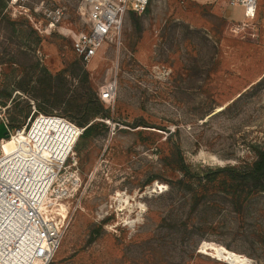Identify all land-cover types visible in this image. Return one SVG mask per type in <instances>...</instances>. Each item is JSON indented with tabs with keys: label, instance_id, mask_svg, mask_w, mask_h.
<instances>
[{
	"label": "rangeland",
	"instance_id": "374dc122",
	"mask_svg": "<svg viewBox=\"0 0 264 264\" xmlns=\"http://www.w3.org/2000/svg\"><path fill=\"white\" fill-rule=\"evenodd\" d=\"M5 1L17 23H0V79L12 91L0 122L15 132L43 113L80 126L87 107L99 119L96 97L114 119L81 146L79 179L66 177L63 196L49 199V184L38 181L45 201H55L62 240L51 260L36 264H264V191L231 198L225 189H200L208 192L186 231L173 222L191 200L176 195L179 172L166 159L170 133L195 165H243L264 150V0L240 30L234 24L251 13L229 0H152L147 12L126 16L120 42L87 63L72 49L88 31L82 0ZM45 120L1 140L0 154L19 137L48 163L46 143L74 129ZM136 120L151 126L134 128ZM169 214L174 221L163 223Z\"/></svg>",
	"mask_w": 264,
	"mask_h": 264
},
{
	"label": "built area",
	"instance_id": "2783aa9c",
	"mask_svg": "<svg viewBox=\"0 0 264 264\" xmlns=\"http://www.w3.org/2000/svg\"><path fill=\"white\" fill-rule=\"evenodd\" d=\"M152 0H82L86 8V22L88 31L80 34L72 41L74 53L84 62H89L95 57L103 46L109 42H120L123 23L129 13L142 14L146 12ZM231 5H240L246 12L255 13L258 0H229ZM249 22L240 21L234 24V30H240L247 26ZM102 99L109 96V92H101ZM47 116L60 117L74 129L75 138L70 135L71 140L67 142V147L59 148V153L50 156L47 166L50 168L45 172L44 183L49 184L47 197L51 193H57L58 197L67 192V185L63 187L68 176L73 185L77 184L78 157L75 149L83 127H80L61 115L47 114ZM34 120L27 128L23 126L15 132L9 129L10 136L20 131L30 133ZM55 130H53L54 132ZM73 137V138H72ZM19 153H17L18 155ZM4 154H0V214L2 212L11 213L12 216L21 213L24 217V225L19 233V241H25V249L28 251V259L32 264L46 262L53 258L61 240V227L52 216V211L47 219L41 208L42 200L39 191L33 188L31 179L34 178L28 165L18 169L13 167L10 171L9 161L15 159V153L11 157L1 159ZM25 162L27 159L20 156ZM39 158V157H38ZM32 159H34L32 157ZM9 168L6 169V166ZM59 186V187H58ZM64 189V190H63ZM54 200V199H53ZM9 248L19 249L18 242H11Z\"/></svg>",
	"mask_w": 264,
	"mask_h": 264
},
{
	"label": "trees",
	"instance_id": "16d2710c",
	"mask_svg": "<svg viewBox=\"0 0 264 264\" xmlns=\"http://www.w3.org/2000/svg\"><path fill=\"white\" fill-rule=\"evenodd\" d=\"M7 6L5 0H0V23L7 22L11 24L17 23L16 20L10 18V16L4 11ZM149 7V6H148ZM148 11V8L146 12ZM134 15V13H132ZM37 34V33H36ZM39 37V35L37 34ZM40 39V38H38ZM30 61V67L36 69L39 65L38 62H33L32 59ZM45 69V68H44ZM50 78L52 79V75L50 74ZM53 80V79H52ZM22 88V87H19ZM12 97V91L7 89L4 78L0 79V105L6 106L7 101ZM96 113L95 116H100L99 119H94L93 117H88V107L85 112L87 113L86 118L79 122V125L83 127V132L81 133L79 140L76 145V151L80 154L81 146L85 144V142L90 139L96 137L100 131H105L109 128L107 119H113L111 112L109 109H105L102 101L99 97H96ZM14 100V99H13ZM85 104L87 106L92 104L91 99H86ZM41 109L40 105L38 104ZM28 112H25L27 115ZM40 117V119L50 120L51 118H60L56 116L49 117L47 114L40 113L36 117ZM36 117L32 119V121H36ZM50 118V119H49ZM114 120V119H113ZM127 124V123H126ZM10 127L14 128L16 125L14 123L9 124ZM132 127H149L146 121L136 120L131 124ZM171 137V146L166 155L167 164L174 171L179 172L177 178H175V183L178 184V188L176 189V195L179 192H182V196L185 201L191 200V207L188 213L183 216L177 217L178 219L173 222L174 218L169 214L168 216H163L162 222H180V224L187 231L188 220L190 218L191 211L195 209L196 206L200 203V201L205 198L206 193L200 189H212L213 187H217L220 189H225L224 193L231 198H236L245 194L246 192L253 191H264V150H259L256 158L251 163H246L243 165L237 164H224L218 166H203L202 164L195 165L191 162H188L185 158L184 152L182 150L181 144L173 138V134L170 133ZM171 188H173L172 181H168ZM235 189L237 191H235ZM175 189H171V194L174 193ZM181 202V201H180ZM173 218V219H172ZM94 237V235H93ZM196 248H194L195 252Z\"/></svg>",
	"mask_w": 264,
	"mask_h": 264
},
{
	"label": "bare ground",
	"instance_id": "6f19581e",
	"mask_svg": "<svg viewBox=\"0 0 264 264\" xmlns=\"http://www.w3.org/2000/svg\"><path fill=\"white\" fill-rule=\"evenodd\" d=\"M51 119L52 121H57L56 118H51ZM68 127H69V124H68ZM70 127L72 126L70 125ZM63 133L64 135L67 134L66 131H64ZM73 137L75 138L74 133H73ZM69 140H71L70 137H68L67 139L60 138V140L50 139L46 143L45 149L47 152L50 153V155L58 154L60 151L59 148L67 147V142ZM14 153H15V159H11L9 161L10 166H12L10 168V171H12L13 167L21 169L25 167L26 165H28L30 168L33 169L32 174L34 178L31 179V182L33 184V188L39 191L40 198L43 201L41 208L43 210L44 216L48 219L50 217L48 212L53 210L52 205L55 203V201H52V202L45 201L44 190L39 189L38 181L42 179V177L44 176L46 172V169H49L50 167H47L46 162L41 161V158L35 152V144H33L31 140L25 141L19 137H14L5 146V155L1 159L3 160L7 157H11ZM17 153L19 154L17 155ZM20 156L25 157L27 161L25 162V160H23ZM32 157L34 159H32ZM8 168H9V165L6 166V169ZM59 204H60V207L57 208V210L59 211L60 214L64 216L66 214L65 206L63 203L59 202ZM23 225H24V217L21 213L15 214L14 216H12L11 213H6V212H2L0 214V261L2 263L4 264H32L29 261L30 259H28L29 257L28 251L24 247L25 241L24 240L19 241L20 239L19 233ZM11 242H18L20 250L15 251L14 248L10 249L9 246H11Z\"/></svg>",
	"mask_w": 264,
	"mask_h": 264
},
{
	"label": "water",
	"instance_id": "95a60500",
	"mask_svg": "<svg viewBox=\"0 0 264 264\" xmlns=\"http://www.w3.org/2000/svg\"><path fill=\"white\" fill-rule=\"evenodd\" d=\"M10 136L9 128L6 122L1 121L0 122V142L3 139H8Z\"/></svg>",
	"mask_w": 264,
	"mask_h": 264
},
{
	"label": "crops",
	"instance_id": "0c3cea01",
	"mask_svg": "<svg viewBox=\"0 0 264 264\" xmlns=\"http://www.w3.org/2000/svg\"><path fill=\"white\" fill-rule=\"evenodd\" d=\"M229 2V1H228ZM226 6V5H225ZM225 7H224V9H223V16H224V18L226 19V20H228L226 17H225ZM248 13V15H249V12H247ZM255 13H251V16H250V19L248 20V19H246V18H241V21L243 20V21H247V22H249V21H252V19H254L255 18ZM229 21V20H228Z\"/></svg>",
	"mask_w": 264,
	"mask_h": 264
}]
</instances>
